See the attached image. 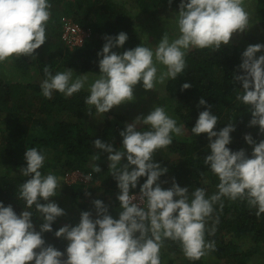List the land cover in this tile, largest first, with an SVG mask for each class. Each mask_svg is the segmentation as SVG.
Listing matches in <instances>:
<instances>
[{
  "label": "clouds",
  "instance_id": "obj_1",
  "mask_svg": "<svg viewBox=\"0 0 264 264\" xmlns=\"http://www.w3.org/2000/svg\"><path fill=\"white\" fill-rule=\"evenodd\" d=\"M168 3L171 6L172 0ZM50 9L49 0H0V63L13 56L31 57L46 43ZM249 22L245 0H180L178 35L174 39L164 33L155 48L138 44L117 53L112 49L122 47L127 34L122 31L115 37L105 36L106 42L97 53L101 57L99 75L88 85L85 103L104 114L113 107L134 102L138 83L148 91L169 78L176 79L187 66L189 50L219 51L222 45L230 44L234 34L246 32ZM261 51L264 44L246 47L239 65L243 74L234 75L233 81L242 86L236 99L251 114L248 126H258L259 132L264 133V55L256 56ZM157 64L166 70L161 71ZM43 72L45 79L40 87L48 99L54 91L70 97L84 89L88 80L87 75L74 79L71 68L53 74L46 65ZM190 87L186 82L181 91ZM199 106L204 110L190 131L197 136L207 135L210 154L204 157V163L218 177L216 193L206 196V190L197 187L189 194V188L179 186L174 178L171 187L161 186L165 182L160 177L168 169L154 162V154L170 146L173 135H184L188 129L178 124L164 106H155L147 115L125 124L119 132L122 142L118 149L101 139L92 141L96 149L108 153V170L117 182L116 199L121 210L114 219L103 201L93 200L95 219L90 211H82L75 226L65 224L55 231L56 238L68 242L63 252L46 244L43 238V233L53 231L55 220L66 215L50 200L61 189L59 179L40 171L45 161L42 152L35 147L25 150L26 167L20 173L28 179L19 186V198L25 201L26 208L35 206L43 222L37 231L31 211L23 209L18 215L11 205L0 202V264H161L160 251L165 240L178 242L185 258L198 261L215 250L214 241L205 239L206 232L212 234L215 228L209 230L206 225L222 197L246 200L249 207L257 209V215L264 213V140L257 143L245 134L243 139L252 147L251 156L244 149L232 151L227 145L231 143L230 133L235 131L233 122L214 131L218 117L212 113V105L200 97ZM140 125L149 130H138ZM92 159L98 160L99 155ZM92 170L101 172L97 164ZM141 177L146 179L137 195L133 190ZM84 180H91V174Z\"/></svg>",
  "mask_w": 264,
  "mask_h": 264
},
{
  "label": "trees",
  "instance_id": "obj_2",
  "mask_svg": "<svg viewBox=\"0 0 264 264\" xmlns=\"http://www.w3.org/2000/svg\"><path fill=\"white\" fill-rule=\"evenodd\" d=\"M128 1L49 0L51 17L46 29V43L31 57L13 56L0 64V69L5 68L23 78L13 84L10 79H0V202L5 206L11 205L18 215L23 209L31 211L32 223L37 231L43 218L35 206L26 208L18 191L20 184L28 179L20 173V169L26 167L24 152L32 147L45 155L43 167L40 169L44 175L52 173L63 177L71 171L90 173V182L98 183L91 192L100 191L101 195L97 199H101L108 206L114 219L118 218L121 209L116 196L119 190L108 170V154L96 149L92 141L101 139L118 149L122 142L119 132L126 123L133 121L126 120L121 114L114 116L109 112L102 119L87 122L86 117L95 113V107L85 103L89 95L88 89L84 88L70 97L54 91L51 99H48L42 95L40 85L45 79L43 69L46 65L53 74L63 71L64 68H71L74 79L77 75L97 77L98 61L101 58L97 53L106 42L105 36L115 37L122 31L127 34L125 44L112 49L117 53L132 49L138 44L152 48L151 44L154 43L156 46L160 39L150 38L148 44H145L147 27L142 28L139 25V16L144 19L143 14H146L148 21L153 20L154 25L156 21H169L177 14L180 3V0H172L169 6L168 0ZM174 8V12H169V9ZM251 12L258 29L264 30V0H255ZM61 14L63 17H71L73 22L90 32L84 44L75 50L78 54L74 57L62 45ZM165 33L171 40L178 31L166 30ZM252 37L243 34L237 43L230 41L229 45H222L219 51L211 48L189 50L184 71L176 79L169 78L164 82V100L168 103L166 111L178 124H184L188 132L181 136L173 135L172 144L154 154V162L168 169L160 177V181L165 182L161 184L163 188L171 187L174 178L179 186L189 188V194L197 187L204 188L206 196L217 192L218 177L204 163V157L210 154L207 135L201 133L197 136L190 131L199 112L204 110L202 106L198 107L200 97L212 105L211 111L218 117L214 131H219L229 122L235 125V131L230 133L231 143L227 145L232 151L244 149L251 156L252 147L243 139L245 134H250L257 143L264 140V133L259 132L258 126H248L251 114L247 106L236 99L242 86L233 81L234 75L243 74L239 69L241 54L245 50L246 41L252 42L255 39ZM159 69H162V65ZM32 72H36L35 76ZM186 82L192 87L181 91V85ZM156 102L153 103L155 106ZM25 108L26 111L23 110ZM108 115L117 120L114 121ZM138 130L147 131L149 127L140 125ZM94 155H99V159L93 160ZM94 164L100 167V173L92 170ZM145 179L146 177L139 179L134 193L139 192ZM59 183L61 189H57L58 195L50 200L60 203L65 197L69 198L68 205L63 207L65 213L71 209H76L79 213L94 209L90 200L85 199L82 183L70 186L60 180ZM66 190L69 193L61 196ZM59 218L52 224L53 231L43 233V238L46 244H51L63 252L68 242L54 236L55 231L60 228ZM206 227L209 230L215 228L214 233L205 234L206 241H214L215 250L198 261L189 260L188 264H216L218 261L227 264H264V213L257 215V209L249 207L246 200L233 201L222 197V201L214 205V212ZM243 238H248L253 246L242 249L238 240ZM165 249L173 255L184 256L178 242L165 240L161 250Z\"/></svg>",
  "mask_w": 264,
  "mask_h": 264
},
{
  "label": "rangeland",
  "instance_id": "obj_3",
  "mask_svg": "<svg viewBox=\"0 0 264 264\" xmlns=\"http://www.w3.org/2000/svg\"><path fill=\"white\" fill-rule=\"evenodd\" d=\"M118 1L122 2V1H128V0H118ZM128 2L131 4L130 1H128ZM254 2H255V0H245L246 10L250 14L249 29L244 33H240L238 35L234 34L232 39H231V41L237 43V41L243 37V34L252 35L255 39H253L252 42H251V40L246 41L247 43L244 44V49H246V47L250 44L254 45V44H257L259 42H260V44H264V30L258 29V25L256 24L255 20L253 19L254 16L251 12L252 6L254 5ZM171 11L174 12L175 8L169 9V12H171ZM166 12H167V9H166ZM172 14H174V13H172ZM60 16L63 17L62 14ZM169 17H167V18H169ZM176 17H177V14H174V17H172L171 20L168 21V19H166L165 21H162V22L156 21L157 23H155V25H154L153 20L148 21V18H146V14H143L144 19H142L141 16H139V19H140L139 25H142V28L147 27L146 37H144L145 38V44L146 45L148 44L150 38L151 39L152 38L160 39L162 37V35L166 32V30L178 31L177 24H176ZM139 28H141V27H139ZM151 45L153 47L155 46L154 43ZM67 50L69 52L71 51V53H70L71 57H74L75 55L78 54V51L77 52L75 51L76 49H74V50L67 49ZM260 55H264V51L258 52L256 54L257 57ZM74 60H76V58ZM157 67L159 69L160 65L157 64ZM65 69H67V68H64V70ZM164 70H166V69H164V67L162 66L161 71H164ZM35 73L36 72H32V75L35 76ZM73 78H74V76H73ZM95 78H96L95 76H88V80L86 81V84H85L86 89H88V85H90L94 81ZM0 79L2 81H6L7 79H10L11 84L15 83L16 81H22L23 80V78L21 76H19L18 74H14L10 70L7 71V69H5V68L0 69ZM163 84H157L154 90L145 91L143 89L142 85L138 83L134 87V96H135L134 102L125 103V104H122L120 106L113 107L110 111H108L107 113H104V114H100V113L98 114L96 109H95L94 114L88 116V118L86 117L87 122H91V121L97 120V119H102L103 116L105 114H109V112L113 113L114 116H116V114H121L124 118H126V120H128V121L132 120L133 121L134 118L137 116L147 115L150 112L151 108L155 107V105L153 104L155 101H157L156 106H164L165 109L167 110L168 103L164 100ZM23 110L26 111L27 108H25ZM114 116L108 115L109 118L116 121L117 118H115ZM48 154H50V153H48ZM106 162H108V160ZM72 172H75V171L68 172L63 177H58V179L60 181L64 182L67 186H70V185L74 184L73 180L76 179ZM79 172L84 173L82 171H79ZM87 183L88 182L82 183L83 184L82 190L85 193L86 192L90 193V195L85 194L86 195L85 199H86V201H87V199H89L90 200L89 202L92 204V201L97 199L98 196L101 195V192L100 191L91 192L92 190L95 189V187L98 186V183H94V184H92V183L87 184ZM64 193H69V191L66 190V191L62 192L61 196H63ZM59 195H60V191H59ZM69 201H70V199L65 197L64 200L60 202L62 204L58 203V201H54V202L58 203L57 205L63 209V207L68 205ZM89 211L92 213L93 219H95L96 218L95 209L91 208ZM79 216H80V213L76 209H73V210L71 209V210L67 211L66 215L61 216L60 218L58 217L59 218L58 219L59 220V222H58L59 227L65 225V224L75 226L78 223ZM238 244L240 245V247L242 249H247V248H250L253 246L252 242L248 238H243L242 240L241 239L238 240ZM260 250H263V249L260 248ZM160 259H161V264H188V262H189V260L187 258H185V256L179 257L177 255H173L172 253H169L166 249L160 251ZM211 259H213V258H211ZM216 264H227V263H225L223 261H220V262L218 261V262H216Z\"/></svg>",
  "mask_w": 264,
  "mask_h": 264
},
{
  "label": "built area",
  "instance_id": "obj_4",
  "mask_svg": "<svg viewBox=\"0 0 264 264\" xmlns=\"http://www.w3.org/2000/svg\"><path fill=\"white\" fill-rule=\"evenodd\" d=\"M90 36V32L82 29L77 23L73 22L71 17H63L62 25H61V40L63 44L73 50L78 48L84 44V41ZM75 176V180L73 183H85L90 184L89 181H85L84 177L88 174L81 173L79 171L72 172ZM135 194H139V192H135Z\"/></svg>",
  "mask_w": 264,
  "mask_h": 264
}]
</instances>
